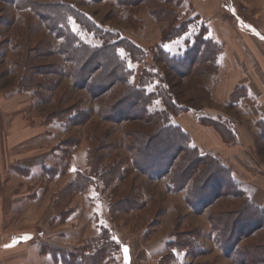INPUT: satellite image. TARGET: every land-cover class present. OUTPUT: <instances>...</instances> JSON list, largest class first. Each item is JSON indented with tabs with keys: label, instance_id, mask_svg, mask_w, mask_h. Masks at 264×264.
<instances>
[{
	"label": "rangeland",
	"instance_id": "obj_1",
	"mask_svg": "<svg viewBox=\"0 0 264 264\" xmlns=\"http://www.w3.org/2000/svg\"><path fill=\"white\" fill-rule=\"evenodd\" d=\"M50 1L0 0V89L30 96V110L24 117L44 130L31 149L39 150V162L45 157L48 166L40 172L23 169L28 181L14 191L15 199L23 198L16 209L23 212V219L6 230L21 234L17 239L29 244L22 251L30 259L22 264H78L97 250H102L98 264H241L218 245L210 215L238 208L243 198L222 197L195 211L184 192L169 190L173 171L151 176L138 169L136 159L145 169L157 168L159 157L169 153L155 155L157 147L165 148L168 139L176 140L177 135L163 133L151 147L139 145L135 150L134 142L142 140L139 134L150 133L151 126L127 109L131 99L125 104L118 100L133 88L126 83L111 86L98 68L85 79L80 71L83 61H66L63 44L74 41L101 47L102 36H114L112 40L118 36L132 44L128 49L120 43L117 52L132 72L133 85L138 86L144 72L146 85L141 90L157 95L150 107L164 108L161 93L174 102L179 99L184 112L174 113L173 123L193 110L200 118L194 126L203 131L199 135L203 145H197L187 132L192 143L223 158L225 146L219 135L223 140L224 134L230 135L221 125L223 113L238 118L231 103L240 99L244 87L231 93L230 75L219 69V58L223 44L227 45L238 70L235 56L238 60V52L249 50L242 38L256 33L264 44V0L161 4L170 13L163 20L154 17L146 3ZM52 11L62 15L55 25L46 20ZM62 26L68 28L71 39L54 32V27ZM171 35L177 37L171 40ZM201 40L205 43L199 44ZM256 44L264 57L262 43ZM185 56L175 64L168 61ZM246 62L248 67L239 61L240 69H250L249 59ZM185 118L187 126L190 121ZM261 127L264 130V123ZM213 132L216 140L210 138ZM240 187L251 198L250 188ZM252 242L260 241L249 238L242 244Z\"/></svg>",
	"mask_w": 264,
	"mask_h": 264
},
{
	"label": "trees",
	"instance_id": "obj_2",
	"mask_svg": "<svg viewBox=\"0 0 264 264\" xmlns=\"http://www.w3.org/2000/svg\"><path fill=\"white\" fill-rule=\"evenodd\" d=\"M16 1L18 2V0ZM117 1L123 6L137 5L139 3L149 4L151 5L153 16L163 20V16L170 13H168L162 5L176 3L183 0ZM55 5L56 4L54 3L52 8L48 9L49 13L50 10L55 8ZM49 6L50 5L47 7ZM52 15L51 17H46L47 22H49L50 25H55L57 22L59 23L62 15H59V13L54 14L53 11ZM86 24L89 26L91 31H97L93 25L88 23ZM183 25L184 24L181 26L183 27ZM62 27L58 29L54 27V32L59 34L61 38H64V40L68 39L69 35L71 39V33L68 28L64 26ZM113 37L114 36H102L104 44L101 47H87L78 42L74 43V41H72L73 43H70L71 41H69L65 45L63 44V54L67 56L66 61L68 62H71L73 59L76 62H79V59L83 61L80 71H82V74H85V79L89 80L95 70L97 71L96 68H98V70H102L100 75H105V78L108 82H110L111 86L119 83H126V85L131 87L130 90L133 88L131 92L124 94V96L118 100L120 103L125 104L131 99L132 101L129 102L130 107L127 109L131 108L132 111L138 114L136 115V119L145 120V122H148L151 126L150 133L148 131L147 133L141 132L139 134V138L142 140H136L132 145L134 148L139 145L141 148L151 147L152 141L160 138L158 136L163 133L166 134L174 132V134L177 135H175L176 140L172 139L171 141L168 139L169 141L165 148H162L161 145L157 147L155 155L158 154V151L159 153L161 151L162 153L163 151L164 153H170L174 150L169 158V153L168 155L165 154L159 157L160 160L158 163L160 166L158 164L157 168H153L151 165L145 169L136 159V167L151 176H166L168 173L173 171V176L168 184L169 190L184 192L188 204L195 211L200 212L206 209V207L212 205L217 199L222 197L230 196L243 198V202L238 208L220 211L210 215V221L215 232L216 241L228 256L241 264L264 263V239L259 240V238L256 237V233L259 230L264 229V207L256 206L252 202L251 198L246 197L243 189L240 187L241 183L236 178L233 169L221 157L213 152L202 150L198 146L194 145L189 134L179 125L173 123L171 119L172 115L177 114L178 110L180 112H184L181 110L183 107L177 102L179 99L175 98L176 102H174L172 98L168 97L165 93H161L158 97L162 101L164 108L154 109L153 107H150L151 102L153 99H156L155 96L157 95L141 90L146 85L145 78L142 77L144 72H142V75L139 76L138 86L133 85L130 79L132 72L125 66L126 63H124V61L119 57L117 52V49L121 46L120 43H124L128 49L131 48L132 44L123 41L121 42L118 36L112 40ZM176 37L177 35H171L169 38L172 40ZM165 40L168 41L167 39ZM200 43L205 42L201 40L199 44ZM199 44L196 45V48ZM85 52V55H81V53ZM186 57L187 56L181 59H176L177 61H168L175 64L178 60L181 61ZM134 88L136 90H134ZM221 125L224 127L226 126L225 129H228L229 133L232 134V141L235 142L237 136L230 127L229 123H226L225 121L224 124L221 123ZM177 137L180 142L177 140ZM223 137L226 142H229V139L225 136V134ZM176 156L178 157L176 158ZM178 158H180V160L179 163L176 164ZM196 197L198 198L194 201ZM249 238H254L256 241L260 242L242 244L243 241L246 243ZM100 252L97 250L93 255L80 258L81 260L78 264H98V256L100 255ZM71 263H73V261H71Z\"/></svg>",
	"mask_w": 264,
	"mask_h": 264
},
{
	"label": "crops",
	"instance_id": "obj_3",
	"mask_svg": "<svg viewBox=\"0 0 264 264\" xmlns=\"http://www.w3.org/2000/svg\"><path fill=\"white\" fill-rule=\"evenodd\" d=\"M247 34L248 37L242 39L247 42L249 50L247 49L245 54L238 52V60L236 56L235 58L233 56L238 70L234 67L227 45L223 44V52L219 58V69L230 75L231 93L238 86L244 87V93L240 99L231 103L233 108L238 110V118L223 113L225 121L236 133V141H232L233 137L229 132L227 133L230 135H225L229 142L223 140L220 135L219 138L221 139L220 143L225 146L222 159L233 169L240 183L244 187L250 188L252 202L256 206L264 207V130H261L262 123H264V57L261 56L256 43L259 45L261 42L263 50L264 44L256 33ZM218 40L222 43L225 42L219 38ZM246 59H249L250 69H245L246 67L240 69L239 61L248 67ZM30 104L29 95L22 92L8 94L0 89V264H22L25 260L30 259V255L23 256L22 251L23 247L29 246V244L17 239V236L21 234H12L6 228L8 225L14 228L23 219V212L16 211L18 206L22 205L23 198L19 196L18 199H15L13 196L15 192L22 189V184L28 181L29 174H24L23 169L39 171L48 167L44 163L45 157L39 162V150L31 149V146L39 140L37 136L44 130H42V125L38 127L35 125L37 122L24 117L30 110ZM186 113V115L176 117V124L188 132L197 145L200 146L201 143L203 145L202 137L199 136L203 134V131L194 126L196 120H200L199 116L193 110ZM185 116V119L190 121L187 122V126L185 124L187 120L182 119ZM190 126H193L191 128L193 130H189ZM214 131L216 132L215 129ZM194 133L197 136L193 135ZM210 138L216 140L214 132ZM22 194L23 192L20 195ZM29 236L31 237L32 234ZM256 237L264 239V229L259 230ZM30 250L36 252L33 248ZM30 250L28 253L31 254ZM36 256L39 257V254Z\"/></svg>",
	"mask_w": 264,
	"mask_h": 264
},
{
	"label": "snow or ice",
	"instance_id": "obj_4",
	"mask_svg": "<svg viewBox=\"0 0 264 264\" xmlns=\"http://www.w3.org/2000/svg\"><path fill=\"white\" fill-rule=\"evenodd\" d=\"M125 251L127 252V249H125Z\"/></svg>",
	"mask_w": 264,
	"mask_h": 264
}]
</instances>
